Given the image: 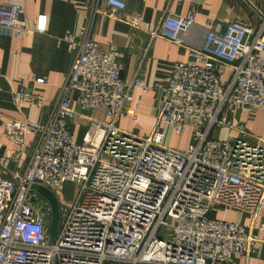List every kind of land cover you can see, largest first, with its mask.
<instances>
[{
    "label": "built area",
    "instance_id": "2783aa9c",
    "mask_svg": "<svg viewBox=\"0 0 264 264\" xmlns=\"http://www.w3.org/2000/svg\"><path fill=\"white\" fill-rule=\"evenodd\" d=\"M17 4L0 2V34L21 39L47 30V16L34 25L22 19ZM101 15L141 28V17L122 0H107ZM194 12L164 17L152 39L177 46L195 25ZM64 40L75 59L48 122L11 119L6 136L26 153V139L40 138L22 173L0 172V264H237L262 242L264 223V139L240 131L234 139L215 134L230 128L225 110L247 106L264 111V19L260 32L241 21L222 33L209 31L191 59L174 66L163 83L145 85L140 76L122 80L125 65L114 43L102 48L93 39V17L78 37ZM229 78L223 81V76ZM140 75V74H138ZM159 92L162 103L150 135L126 131L127 119L139 124L134 91ZM17 107L42 108L45 98L21 90ZM104 111L108 121L95 117ZM88 122L80 144L71 124ZM163 126L178 136L191 128L184 151L167 147ZM13 152H11L12 154ZM9 154V156L11 155ZM68 182L78 186L70 203L59 202ZM57 198L61 221L49 237L52 209L36 192ZM220 209L238 211L250 227L219 219Z\"/></svg>",
    "mask_w": 264,
    "mask_h": 264
},
{
    "label": "crops",
    "instance_id": "0c3cea01",
    "mask_svg": "<svg viewBox=\"0 0 264 264\" xmlns=\"http://www.w3.org/2000/svg\"><path fill=\"white\" fill-rule=\"evenodd\" d=\"M122 1L126 3L129 14L141 17L140 29L134 30L127 24L101 15L94 16L95 8L105 9L107 0H0L2 3L20 5L23 9L22 19L29 25H34L39 16L48 18L46 32L31 33L21 39L0 34V172L6 178L22 173L29 163L30 155L41 143L38 136L31 135L26 139L27 152H22L20 146L6 136V122L11 119L35 122L50 120L76 56L75 49L64 38L68 33L78 37L90 17H93V39L102 48L114 43L120 49L125 65L122 80L130 83L140 76L148 87L165 82L177 63L188 62L191 59L189 47H200L209 31L222 33L226 24L241 21L252 28L255 36L260 32L264 19V0ZM191 12H194L196 22L186 36L185 46H177L162 38L152 39L151 33L164 17H185ZM228 78L229 74L224 75L223 81ZM21 90L44 97L45 106L37 108L25 104L17 107L13 94ZM161 103L159 92L143 93L140 89L135 90L134 105L140 106L139 127L134 129L130 119L121 122L120 127L150 135ZM225 115L231 127L218 130L216 138L232 140L243 131L264 139V111L239 106L226 109ZM95 117L108 121L104 111L97 112ZM87 127L86 120L71 124L77 144L83 141ZM162 130L165 145L173 148L168 142V134L177 135L175 130L168 126H163ZM191 134V128H188L183 135L180 151L186 150L192 143ZM221 211L219 219L250 227L251 220L246 214L224 209ZM262 223L264 217L258 218L257 224ZM260 238L262 242L257 245L256 252L249 259L238 257L237 264H264V232L260 233Z\"/></svg>",
    "mask_w": 264,
    "mask_h": 264
},
{
    "label": "water",
    "instance_id": "95a60500",
    "mask_svg": "<svg viewBox=\"0 0 264 264\" xmlns=\"http://www.w3.org/2000/svg\"><path fill=\"white\" fill-rule=\"evenodd\" d=\"M36 192L42 197H44L51 205L52 218H51L49 237L51 243L53 244L55 243L60 228V221H61L60 206L56 196L49 189L43 186H38L36 188Z\"/></svg>",
    "mask_w": 264,
    "mask_h": 264
},
{
    "label": "rangeland",
    "instance_id": "374dc122",
    "mask_svg": "<svg viewBox=\"0 0 264 264\" xmlns=\"http://www.w3.org/2000/svg\"><path fill=\"white\" fill-rule=\"evenodd\" d=\"M137 127H134V129H136ZM183 139L184 136L168 134V142H170V146L173 147L174 149H178V150L181 149V145H183L184 142ZM77 191H78L77 184L74 182H70L65 186L64 190L60 194L61 198L59 197L58 200L64 201L65 203H70L75 198ZM221 210L222 209H220V211L218 212L217 217H221V213H222ZM222 217L225 218L224 216Z\"/></svg>",
    "mask_w": 264,
    "mask_h": 264
}]
</instances>
